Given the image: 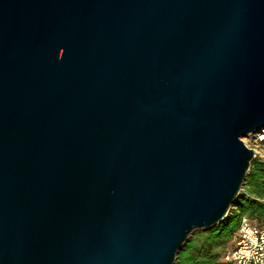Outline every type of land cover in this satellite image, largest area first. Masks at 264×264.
Returning a JSON list of instances; mask_svg holds the SVG:
<instances>
[{
	"label": "water",
	"instance_id": "water-1",
	"mask_svg": "<svg viewBox=\"0 0 264 264\" xmlns=\"http://www.w3.org/2000/svg\"><path fill=\"white\" fill-rule=\"evenodd\" d=\"M261 129L264 0H0V264H175Z\"/></svg>",
	"mask_w": 264,
	"mask_h": 264
},
{
	"label": "trees",
	"instance_id": "trees-1",
	"mask_svg": "<svg viewBox=\"0 0 264 264\" xmlns=\"http://www.w3.org/2000/svg\"><path fill=\"white\" fill-rule=\"evenodd\" d=\"M264 143V140L261 141ZM244 194L236 200L231 215L220 225L191 237L178 253L175 264H227L222 256L228 251L239 227L240 217L246 216L264 226V160L254 158L244 181Z\"/></svg>",
	"mask_w": 264,
	"mask_h": 264
},
{
	"label": "built area",
	"instance_id": "built-area-1",
	"mask_svg": "<svg viewBox=\"0 0 264 264\" xmlns=\"http://www.w3.org/2000/svg\"><path fill=\"white\" fill-rule=\"evenodd\" d=\"M252 136L257 143L264 140L256 133ZM253 150L257 157L259 153ZM222 261L227 264H264V226L257 225L246 216L240 217L238 230Z\"/></svg>",
	"mask_w": 264,
	"mask_h": 264
},
{
	"label": "rangeland",
	"instance_id": "rangeland-1",
	"mask_svg": "<svg viewBox=\"0 0 264 264\" xmlns=\"http://www.w3.org/2000/svg\"><path fill=\"white\" fill-rule=\"evenodd\" d=\"M264 129H261V130H259L256 134L257 135H259V136H262V135H264V131H263ZM261 134V135H260ZM255 136H252V135H246L245 137H243V138H241V140L246 144V146L247 147H249V148H251V149H255L258 153H259V155H257V157H255V158H258V159H264V143H257V142H255V138H254ZM258 139H260L259 137H257V140ZM244 193V190H242L241 192H240V197H241V195ZM231 210L232 209H230V212H229V214H228V216H227V218H229L230 217V215H231ZM204 232V230H196V231H194L193 233H192V235L190 236V238L192 237H194V236H197L198 234H201V233H203ZM190 238H189V240H190Z\"/></svg>",
	"mask_w": 264,
	"mask_h": 264
},
{
	"label": "bare ground",
	"instance_id": "bare-ground-1",
	"mask_svg": "<svg viewBox=\"0 0 264 264\" xmlns=\"http://www.w3.org/2000/svg\"><path fill=\"white\" fill-rule=\"evenodd\" d=\"M264 131V130H263ZM261 135V134H260ZM260 138H263L264 139V135L260 136Z\"/></svg>",
	"mask_w": 264,
	"mask_h": 264
},
{
	"label": "crops",
	"instance_id": "crops-1",
	"mask_svg": "<svg viewBox=\"0 0 264 264\" xmlns=\"http://www.w3.org/2000/svg\"><path fill=\"white\" fill-rule=\"evenodd\" d=\"M264 160V159H263ZM244 190V189H243ZM244 194V193H243ZM261 202H264V200H260Z\"/></svg>",
	"mask_w": 264,
	"mask_h": 264
}]
</instances>
